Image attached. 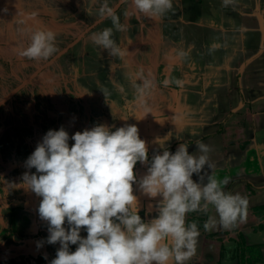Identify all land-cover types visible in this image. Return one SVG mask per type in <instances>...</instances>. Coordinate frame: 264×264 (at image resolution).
I'll use <instances>...</instances> for the list:
<instances>
[{
    "label": "crops",
    "instance_id": "0c3cea01",
    "mask_svg": "<svg viewBox=\"0 0 264 264\" xmlns=\"http://www.w3.org/2000/svg\"><path fill=\"white\" fill-rule=\"evenodd\" d=\"M118 1L107 3L112 8ZM263 1L234 0L224 6L223 0H173L171 11L152 20L135 13L127 0L115 12L127 31L113 28V39L127 50L123 58L111 57L90 39L113 27L107 18L28 84L30 95L23 88L0 107V264H50L55 258L60 245L46 242L47 223L38 213L41 198L14 185L29 171L25 161L49 130L63 127L71 137L97 124L113 130L135 124L149 159L162 154L158 137H168L164 147L173 153L180 143L188 144L190 154L197 152V142L210 145L214 167L205 171L227 180L226 192L247 197V218L231 230L205 231L215 209L189 213L186 222H195L200 236L197 255L188 264H264ZM103 2L0 0V100L36 69L26 75L17 70L26 68L27 58L17 50L30 43L29 29L55 33L52 58L100 18ZM213 44L218 47L209 52ZM140 77L154 84L143 103L132 85L142 84ZM165 79L172 81L168 87ZM147 167L136 165L137 178ZM193 180L199 177L193 174ZM133 187L141 217L154 218L162 197L150 199L138 184ZM86 235L82 229L81 236Z\"/></svg>",
    "mask_w": 264,
    "mask_h": 264
},
{
    "label": "clouds",
    "instance_id": "9594fccd",
    "mask_svg": "<svg viewBox=\"0 0 264 264\" xmlns=\"http://www.w3.org/2000/svg\"><path fill=\"white\" fill-rule=\"evenodd\" d=\"M234 0H223L224 6ZM135 13L158 20L173 9V0H131ZM99 17L110 18L113 27L91 34V41L111 57L123 58V50L113 39V28L125 32L107 0L99 8ZM130 13H125L129 15ZM30 43L18 49L29 60L49 59L57 51L55 33L48 29H29ZM218 45L213 44L209 52ZM132 81L143 99L154 87L150 79ZM168 87L172 81L164 80ZM177 86L182 81L176 80ZM150 113V111L148 112ZM159 122V121H157ZM69 139L74 141L70 146ZM168 137L157 138L162 149L151 159L147 143L140 138L135 124L115 128L97 124L77 131L71 137L61 127L49 130L25 161L26 171L19 185L40 197L39 217L47 223V243L60 247L50 264H188L197 255L200 231L195 222L187 223L189 213L215 209L208 216L205 231L235 228L246 221L248 199L240 193L226 192L220 181L208 174L212 169L210 145L196 143L190 154L188 144L180 143L175 153L164 147ZM146 164L147 173L137 178L136 165ZM35 169V173L30 170ZM193 174L199 181L193 180ZM157 201L156 216L145 221L139 214L134 185ZM67 226V227H66ZM86 237L81 236V230ZM43 241L37 243L41 247ZM70 245H77L75 251Z\"/></svg>",
    "mask_w": 264,
    "mask_h": 264
},
{
    "label": "water",
    "instance_id": "95a60500",
    "mask_svg": "<svg viewBox=\"0 0 264 264\" xmlns=\"http://www.w3.org/2000/svg\"><path fill=\"white\" fill-rule=\"evenodd\" d=\"M127 0H119L113 7L116 12ZM106 18H98L91 25L85 28L74 40H72L65 48L60 50L57 54H55L52 58H50L46 63L40 66L37 70H35L28 78H26L23 82H21L17 87H15L11 92H9L2 100H0V107L5 105L8 101H10L19 91L25 88L28 84H30L42 71L50 67L54 62H56L59 58L65 55L73 46H75L87 33L97 27L100 23H102Z\"/></svg>",
    "mask_w": 264,
    "mask_h": 264
},
{
    "label": "rangeland",
    "instance_id": "374dc122",
    "mask_svg": "<svg viewBox=\"0 0 264 264\" xmlns=\"http://www.w3.org/2000/svg\"><path fill=\"white\" fill-rule=\"evenodd\" d=\"M58 45V44H57ZM77 47V46H76ZM76 47H74L72 50H70V53L71 54V51H73ZM66 56H68V52L66 54ZM27 61V62H26ZM26 61H24V66H26V68L24 67H18L17 70L18 71H21V74L20 75H26L28 72L27 71H31L32 69H37V67L39 68V65L42 64V62L44 60H40V61H34V60H29L27 59ZM56 63V62H55ZM35 69V70H36ZM46 71V70H45ZM44 73L42 72V74L40 76H42ZM6 75V74H5ZM11 75V74H10ZM39 76V77H40ZM38 77V76H37ZM25 92H27L29 95L31 93V88L30 87H26L23 89ZM30 92V93H29Z\"/></svg>",
    "mask_w": 264,
    "mask_h": 264
},
{
    "label": "built area",
    "instance_id": "2783aa9c",
    "mask_svg": "<svg viewBox=\"0 0 264 264\" xmlns=\"http://www.w3.org/2000/svg\"><path fill=\"white\" fill-rule=\"evenodd\" d=\"M261 13H262V16H263V19H264V1H263V6H262V9H261Z\"/></svg>",
    "mask_w": 264,
    "mask_h": 264
},
{
    "label": "trees",
    "instance_id": "16d2710c",
    "mask_svg": "<svg viewBox=\"0 0 264 264\" xmlns=\"http://www.w3.org/2000/svg\"><path fill=\"white\" fill-rule=\"evenodd\" d=\"M238 249H241V247L239 246ZM71 251H72V250H71ZM247 264H249V263H247Z\"/></svg>",
    "mask_w": 264,
    "mask_h": 264
}]
</instances>
